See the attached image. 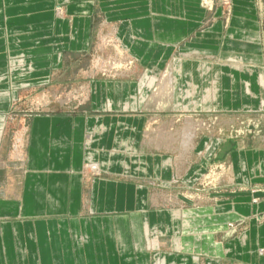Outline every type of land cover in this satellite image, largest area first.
I'll use <instances>...</instances> for the list:
<instances>
[{
  "label": "crops",
  "instance_id": "0c3cea01",
  "mask_svg": "<svg viewBox=\"0 0 264 264\" xmlns=\"http://www.w3.org/2000/svg\"><path fill=\"white\" fill-rule=\"evenodd\" d=\"M66 1V13L81 22L77 37L64 39L68 46L85 49L89 19L100 16L134 62L132 80L95 82L82 111L27 118L16 145L0 123V264H264V224L257 223L264 189L216 207L181 208L189 179L214 148L203 150L205 135L182 152L181 128L160 117L184 109L166 103L169 88L216 93L200 78L227 71L210 61L262 59L254 0H232L225 26L220 12L204 11L199 0ZM152 77L165 79L153 92L156 81L150 89L134 81ZM158 95L157 105L151 100ZM160 137L170 143L157 144ZM229 157L245 192L250 171H263L264 160L239 151ZM165 191L173 194L170 209L158 207ZM235 221L247 222L237 236L225 228Z\"/></svg>",
  "mask_w": 264,
  "mask_h": 264
},
{
  "label": "rangeland",
  "instance_id": "374dc122",
  "mask_svg": "<svg viewBox=\"0 0 264 264\" xmlns=\"http://www.w3.org/2000/svg\"><path fill=\"white\" fill-rule=\"evenodd\" d=\"M67 4L66 0H0V123L11 135V146L19 138L21 124L27 118L50 112L82 111L89 99V87L95 82L132 80L134 62L100 16L92 14L89 19L85 49L68 46V40L64 39L77 37L81 22L79 16L66 13ZM254 5L262 59L210 61L209 64L219 66L224 73L227 71L223 78H200L201 82L208 81L209 86L215 88L214 95L209 89L198 95L196 86L186 84L178 86V94H172V88L167 93L166 103L184 106L183 110L167 109L160 113L161 118L173 123L172 129L181 128L182 152L191 151L193 139L194 143H199L205 135L210 140L203 150L214 148V154L207 155L208 163L195 170L189 179L190 187L181 194L188 202L183 201L181 208L207 204L216 207L218 203L232 201L239 193L250 195L256 186L264 189V169L255 174L253 168L249 175L251 187L240 192L229 157L230 153L239 151L248 155L257 153L264 160V0H254ZM199 7L208 13L218 10L224 26L233 10L232 0H199ZM61 27L65 29L58 30ZM64 44L66 47H62ZM60 54V59L54 56ZM134 81L138 84L141 81L148 89L156 81L153 92L165 79L135 78ZM173 82L176 86L174 79ZM160 97H153L151 102L157 101L158 105ZM213 105L216 106L212 108ZM169 141L160 137L157 144ZM251 159L253 167L254 158ZM165 192L166 201L158 207L170 209L174 206L170 200L173 194ZM262 201L264 203V198ZM248 203L253 207L256 200L249 198ZM248 213V218L256 215L254 210ZM257 219L259 225L264 224V211H259ZM246 226L247 222L235 221L227 223L225 228L237 236Z\"/></svg>",
  "mask_w": 264,
  "mask_h": 264
}]
</instances>
